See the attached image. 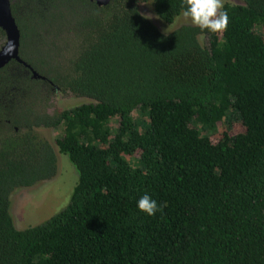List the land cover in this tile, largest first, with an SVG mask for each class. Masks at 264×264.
<instances>
[{
    "label": "trees",
    "instance_id": "1",
    "mask_svg": "<svg viewBox=\"0 0 264 264\" xmlns=\"http://www.w3.org/2000/svg\"><path fill=\"white\" fill-rule=\"evenodd\" d=\"M148 1L167 24L182 15L183 0H11L20 58L45 80L0 68V264H264V0L225 3L222 33L169 34ZM61 94L92 102L50 113ZM40 128L61 131L78 182L20 230L11 195L58 170ZM145 192L167 207L139 212Z\"/></svg>",
    "mask_w": 264,
    "mask_h": 264
},
{
    "label": "rangeland",
    "instance_id": "2",
    "mask_svg": "<svg viewBox=\"0 0 264 264\" xmlns=\"http://www.w3.org/2000/svg\"><path fill=\"white\" fill-rule=\"evenodd\" d=\"M225 3H242V0H223ZM141 13L147 17L160 31L169 34L172 31L184 25H194L190 19L183 15L179 16L173 24H167L162 21L155 12L152 1L141 5ZM202 44H206V37L200 38ZM87 98H77L72 96L57 95L53 100L55 107L52 112L70 110L82 104L91 103ZM52 106V107H53ZM135 118L141 121L145 116H141L139 111L134 113ZM113 123H116L113 121ZM116 127V124L114 125ZM231 135L244 131V127L239 120H233L228 123ZM38 132L53 146L57 156V174L51 180L39 182L31 187L16 190L10 197V212L18 229L23 230L33 227L50 219L55 214L66 208L70 203L73 190L78 182V173L70 162L68 156L62 154L59 150L58 139L61 137V131L51 128H40ZM221 138V132L214 134L211 139L218 142Z\"/></svg>",
    "mask_w": 264,
    "mask_h": 264
},
{
    "label": "clouds",
    "instance_id": "3",
    "mask_svg": "<svg viewBox=\"0 0 264 264\" xmlns=\"http://www.w3.org/2000/svg\"><path fill=\"white\" fill-rule=\"evenodd\" d=\"M182 9L183 17L190 19L201 31L222 33L228 28L229 14L224 10L223 0H183ZM12 50L13 46L9 45L3 54L8 55ZM164 207H167L166 202L158 203L147 192L136 201L137 210L149 217L162 212Z\"/></svg>",
    "mask_w": 264,
    "mask_h": 264
},
{
    "label": "water",
    "instance_id": "4",
    "mask_svg": "<svg viewBox=\"0 0 264 264\" xmlns=\"http://www.w3.org/2000/svg\"><path fill=\"white\" fill-rule=\"evenodd\" d=\"M91 1L96 2L98 6L102 7L110 4L112 0ZM0 28L6 35V42L0 50V68L5 67L12 60H16L19 63L30 67L20 58L21 32L12 13L11 0H0ZM9 45L13 46L12 52L8 55L3 54ZM33 77L44 79L43 76L35 71H33Z\"/></svg>",
    "mask_w": 264,
    "mask_h": 264
},
{
    "label": "flooded vegetation",
    "instance_id": "5",
    "mask_svg": "<svg viewBox=\"0 0 264 264\" xmlns=\"http://www.w3.org/2000/svg\"><path fill=\"white\" fill-rule=\"evenodd\" d=\"M5 42H6V39H5ZM4 44H5V43H4ZM4 44L1 46L0 50L2 49V47L4 46ZM12 61H13V60H12ZM15 61H16V60H15ZM17 62H18V61H17ZM25 63H26V62H25ZM26 64H27V63H26ZM27 65H28V64H27ZM29 66H30V65H29ZM25 67H26L27 69H29V72L31 73L32 78H33V79H37V78H34V77H33V71H35V70H34L31 66H30L31 68L28 67V66H25ZM35 72H36V71H35ZM42 80H45V78L42 79ZM54 109H55V107H52V109H50L49 112H50V113H53L52 110H54ZM58 112H62V111H58Z\"/></svg>",
    "mask_w": 264,
    "mask_h": 264
}]
</instances>
